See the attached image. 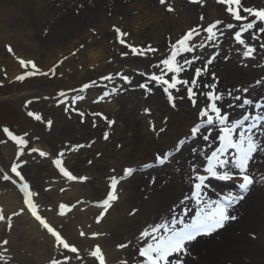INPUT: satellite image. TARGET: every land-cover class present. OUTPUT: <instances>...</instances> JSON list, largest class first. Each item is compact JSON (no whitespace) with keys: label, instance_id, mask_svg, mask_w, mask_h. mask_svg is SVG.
<instances>
[{"label":"rangeland","instance_id":"1","mask_svg":"<svg viewBox=\"0 0 264 264\" xmlns=\"http://www.w3.org/2000/svg\"><path fill=\"white\" fill-rule=\"evenodd\" d=\"M242 4L264 9V0H242ZM0 8H6V12L0 14V209L5 217L0 220L2 264H50L52 259L64 261L65 256L68 259L64 264H99V259L91 255L97 244H90L99 240L108 250L120 254L114 264H143L144 258L138 255L139 248L146 243L141 240L142 231L179 214L185 197L179 194L172 201L167 200L162 213L139 217L136 211L130 214L136 208L132 198V180L154 169L160 173L167 171L162 169L164 167L180 170L179 158L184 157L206 131L202 129L196 139L192 138L191 129L201 122L199 112L207 102L198 93L193 106L184 86H179V93L171 90L177 97L173 107L162 88L154 86V81L149 83L150 92L138 85L148 82L153 73L161 74L164 66L160 62L171 56V45L188 31L197 29L200 32L192 42L199 43L208 35L205 29L217 24L214 30H218V35L223 33L219 35L218 49L212 47L215 42H209L203 50L197 48L192 53H182L177 58L181 62L193 56L201 59L194 61L192 67L185 65V71L179 78H195L194 67L203 68L218 51L219 55L208 65V74L198 83H212L210 74L214 72L217 92L225 95L222 102H217L218 106L226 113L228 109L232 114L239 111L229 122L240 119L246 109L226 107L232 101L227 93L231 90L233 96L240 95L252 98L255 103H263L262 98L254 94L256 89L264 91V48L260 47L264 43V34L258 33V28L264 24L258 23L256 29L244 33L246 42L257 49L253 57L244 58L242 53L245 49L234 40V32L254 17L235 21L227 12L228 5L220 0H165L164 4L160 0H0ZM68 15L83 24L77 34L70 26L72 22ZM229 23L235 28L228 29L226 25ZM117 28L127 35L120 37ZM54 32H57L55 37ZM252 32H257L258 40L251 39ZM121 38L125 40L123 45L119 42ZM129 44L141 49L150 47L155 51L133 55L127 47ZM125 52L128 55H123ZM20 60L36 63L40 72L47 75L37 73L34 77H26V81L17 80L27 71ZM118 74L128 76L131 85L125 84ZM106 75H111L113 81H103L101 78ZM172 75L168 73L165 78ZM92 81L96 84L81 91L84 84ZM257 81L262 83L257 85ZM113 87L119 90L117 94H111ZM200 87L204 90L202 83ZM244 88L249 91H237ZM61 91L68 99L67 106L59 102L65 99L59 95ZM105 91L110 95L104 96ZM77 95L83 99L72 104L71 98ZM181 96L184 98L180 99ZM29 112L40 115L42 119L37 121L35 115H28ZM80 112L84 113L83 117ZM108 120L114 123L109 125ZM248 123L245 121V126ZM5 127L13 135L28 140L23 154L20 145L4 132ZM214 129L213 136H216L218 129ZM241 130H237V136ZM105 133L107 139L104 138ZM181 140L188 143L179 146ZM218 146L217 141L212 148ZM32 148L39 151L31 152ZM40 151L48 155L41 157ZM169 152L173 155L167 163L144 169L145 164H154L158 155L164 156ZM58 158L63 167L78 177L76 181H68L60 173L54 163ZM14 164L20 165L18 170L24 181L36 194L34 202L40 214L51 219L62 235L73 239L72 245L78 248V253L58 251L56 245L51 246L47 236L51 239L52 236L30 212L21 211L26 206L19 188L21 181L11 172ZM205 164L203 159L201 167ZM129 167L139 171L120 182L118 200L101 218L104 210L100 205L110 191L111 177H121ZM200 172L204 174L202 170ZM250 172L257 174L256 181L264 186L261 179L264 170L255 167ZM5 174L11 179L4 180ZM191 175L185 181L190 193L193 191ZM83 177L87 179H80ZM217 183L222 190L216 194L213 188ZM227 186L228 182L211 179L206 189L207 196L215 195L213 199H222L229 192L242 194L239 188ZM10 201L16 209L8 208ZM186 203L193 207L194 213V202ZM61 204L70 205V210L65 208L61 213ZM31 221L38 223L41 236L32 237L34 228ZM233 232H216L186 245L188 255L183 257V264H237L235 256L230 257L227 253L235 248L234 243L225 242V235ZM4 241L8 243L4 244ZM52 242L55 244L54 238ZM261 243L264 244V238ZM105 264L109 263L105 260Z\"/></svg>","mask_w":264,"mask_h":264},{"label":"snow or ice","instance_id":"2","mask_svg":"<svg viewBox=\"0 0 264 264\" xmlns=\"http://www.w3.org/2000/svg\"><path fill=\"white\" fill-rule=\"evenodd\" d=\"M195 2V0H193ZM222 4H227V12L231 14L235 21H246L248 17H254L251 22L242 23L239 30L234 32V40L241 46L244 47L242 55L244 58H251L256 53L257 49L254 45H250L243 38L244 33L251 32V30L257 28V24H264V9H257L252 6H244L242 0H220ZM161 4L165 3V0H160ZM171 11V8H169ZM246 15H242L241 13ZM219 23V22H217ZM228 29L235 28L234 24H227ZM217 24H212L208 26L205 31L207 32V37L199 43H192L196 36L200 35V32L197 29H192L187 32L182 38L178 39L174 44L171 45V56L167 59H163L160 63L164 66L161 70V74L157 75L153 73L148 77V82L141 83L138 87L145 89L146 91H152L149 88V83L154 81L155 87L162 88L163 92L167 94V98L172 102V106L175 107L176 96L173 95L171 90H175L177 93L181 91L179 86H184L187 92V97L192 101L193 106L196 105V97L199 93L200 97L206 98V106L202 108L199 112L201 122L198 123L195 127L191 129L192 138L196 139L197 135L201 133L202 129L207 130V134L202 135L203 141L208 142L206 148H212V145L217 141L219 146L210 152V154L204 156L206 161L205 166L202 171L204 174H201L200 171H197V166L193 165L191 172V179L193 181L192 187L193 191L190 196L184 198L181 201V204L184 205L179 214H174L170 219L164 220L161 223H157L154 226L147 228L141 233V240L146 241L144 246L139 248L138 255L143 257V264H183V257L188 255V248L186 245L191 244L192 242L197 241L199 237L202 236H211L219 230L225 228L226 224L229 221H234L237 219V216L234 214L235 206L244 198V194H247L251 186L254 183L253 175L249 170L250 163H254V155L261 150H264V141L260 140L259 136L255 134V130L264 125V111L260 114L253 116L251 113H246L242 118L236 119L233 122H229V114L223 112L221 106H218V101L222 102L225 98L224 93L217 92V83L215 73H211L212 83H205L200 80L201 77L208 74V65H211L219 55L217 51L211 58H209L204 67H194V77L191 80L189 79H180L179 76L182 72L185 71V65L192 67L194 61L200 60V56H193L191 59L184 58L183 62L177 58L181 56L182 53H192L197 48L203 50L208 46L209 42L212 43V47H219L220 39L219 35H223L222 32L218 35ZM116 32L120 37L127 35L126 33L121 32L119 28L116 29ZM258 33L264 34V27L258 28ZM252 40H258L257 32L251 33ZM120 44H125L124 39L119 40ZM131 49L133 55H147L149 51L154 52L155 49L147 48L141 49L133 47L132 45H127ZM261 48H264V43L260 44ZM11 51V48H9ZM123 55H128L127 52ZM20 64L24 66L27 71L23 75L17 77V80L23 81L26 77L35 76L37 73L41 75H47V73L40 72V69L37 67L36 63L32 61L20 60ZM30 65V68H29ZM153 67H158L154 65ZM54 72V69L52 70ZM168 73L173 75L169 78H165ZM121 75V74H118ZM103 81H113L111 75H106L101 78ZM121 79L125 84L131 85V79L126 75H121ZM201 83L203 84V89L201 90ZM261 81H257V85L261 84ZM93 84H96L95 81H92L90 84H84L81 88V91L88 89ZM99 86V85H98ZM106 87V85H105ZM194 88L196 91H194ZM119 90L116 87H113L111 94H117ZM238 92L242 91L247 93L248 88L237 89ZM61 97H65L63 91L59 94ZM110 93L105 91L104 96H109ZM229 99L233 103L227 105V107H239L245 108V106H253L261 108L264 110V103H255L252 98L244 97L240 95L233 96L232 91L229 90L227 93ZM183 99L184 97H179ZM72 104H75L76 101L82 100L83 96L77 95L71 98ZM240 104H235V101H241ZM68 105V99L65 97L64 100L59 101ZM30 103V102H29ZM67 110V107H66ZM75 110V109H73ZM146 111H148L146 109ZM81 117L84 116L83 112L79 113ZM29 116L35 115L32 112L28 113ZM206 118V119H204ZM35 119L40 121L42 118L40 115H35ZM107 119V118H105ZM245 121H249L247 126H245ZM114 121L108 120V124H113ZM49 126L51 121L48 122ZM218 129V135L213 136V129ZM239 131L237 136V130ZM5 133L13 141H16L20 145L21 154H23V149L28 145V140L23 136H16L8 129H3ZM163 130V129H161ZM264 135V133H261ZM105 139L108 138L107 133H105ZM188 143L187 140H181L179 146H183ZM231 150V151H230ZM39 151L37 148H32L31 152ZM193 154H195L196 149H192ZM39 155L44 157L48 155L46 152L40 151ZM63 156V153H60ZM173 153L169 152L164 156H157L156 162L154 164H145L143 167L145 170L164 165L168 162L169 158ZM57 168H59L60 173L67 178L68 181H76L77 176L73 175L67 168L62 166L61 159H55L54 161ZM20 165H13L11 167V172L15 174L16 177H19L21 181L19 188L24 196L25 209L35 218V220L49 233L53 238L55 245L57 246L58 251L67 250L69 253H78V248L70 244L57 230L56 227L52 226L46 218L40 214V209L36 202H34L35 193L30 191V185L24 181V177L21 174V171L18 170ZM139 171L137 168L129 167L124 170V173L121 177L117 178L116 176L111 177L110 191L107 193L106 198L103 200V203L100 207L104 210L101 213V218L104 214L107 213V210L112 206L114 201L118 200L117 189L120 182L128 177H131L134 173ZM4 180H9L11 177L7 174L3 176ZM86 180V177L80 178ZM211 179H215L221 182L234 181L238 179L242 182L238 184V188L242 194H233L229 192L228 195L224 196L222 199H211L207 196L206 189L209 187V182ZM264 180V177H261ZM150 183H155V178L153 177ZM187 201L194 202L195 211L193 213V207L190 206ZM69 208L70 205L61 204L60 209L63 213V209ZM135 209L130 214H135ZM233 212V214H230ZM190 213H192L190 215ZM16 215V213H14ZM3 210L0 209V220H4ZM99 222V218L97 220ZM81 235H84L81 233ZM95 235V234H94ZM7 244V241L3 242ZM125 247V245H121ZM93 257L99 259V264H105L104 256L101 252L100 246H96L95 250L91 252ZM171 258V259H170ZM68 257H64L66 261ZM64 261L61 259H52L50 264H64ZM3 262V255L0 254V264Z\"/></svg>","mask_w":264,"mask_h":264},{"label":"bare ground","instance_id":"3","mask_svg":"<svg viewBox=\"0 0 264 264\" xmlns=\"http://www.w3.org/2000/svg\"><path fill=\"white\" fill-rule=\"evenodd\" d=\"M5 9L6 8H0V14H4L6 12L4 11ZM68 20L72 22L70 26L73 27L75 34H77L83 28L81 26L83 24L80 23L76 17L68 15ZM56 34L57 32H54V37ZM254 96L262 98V102L264 103V91L256 89ZM232 102L233 101H231L229 104ZM236 103H242V100ZM226 107H224V110L227 109ZM244 109H246V111H242L243 113L241 114V117H243V115L246 113H251L253 116H255L256 114H260L262 111H264L262 109L255 110V108H252L251 106H245ZM228 111L230 112L228 113L230 115L232 112L230 109H228ZM238 112L231 114V116H234ZM213 131H215V129H213ZM261 133H264V125H261L255 130V134L259 136L260 140L264 141V135ZM203 134H207V130L200 135V138L196 144L192 148L188 149L189 151L186 153V155L179 158V171H174L173 169H170L171 167H164L162 169L167 170L164 173H160L154 169L151 173H148L143 177L136 178L134 181L132 180L131 191H133L132 198L133 203L135 202L134 204L136 206V215L138 214L139 217H142L149 213H162L165 210V206L168 204V202L172 201L173 197H176L179 194L184 195V197L191 195L185 186V181L188 179L190 173H192L191 169L193 165L197 166V171L202 170L203 168L201 167V161L203 160L204 156L206 154L208 155L209 151L211 152L215 149L206 148L208 142L203 141ZM193 148L196 149L195 154H193ZM207 150L208 152L205 153ZM255 167L260 171L264 170V150L258 151L254 155V163H250L249 170H252V168L254 170ZM151 175L155 177L154 184L150 183L151 179L153 178ZM252 175H254L256 180L257 174H253L252 172ZM148 176L150 177L148 178ZM147 180H149V183ZM240 182L242 181L238 179L229 181L227 187L232 189H235L234 187L238 188V184ZM218 184L219 183H217V186L213 188L216 194L222 190L220 188L221 185L219 184L218 186ZM261 189L264 190V186L255 181L249 193L246 194L244 199L241 200L233 210L234 214L237 216V219L234 221H229L225 228L218 231H223L225 233L227 230H234L233 233H228L225 235V242L227 243L232 241L234 243L235 248H233L231 251H228L227 253L230 257L235 256L237 264H264V244L261 243L263 242L264 238V191ZM208 197L213 199L216 196L211 195ZM7 204L9 209H16V206L12 201L8 202ZM230 214H233V212H230ZM47 221L52 226H55L51 219L47 218ZM31 223L32 227L34 228L32 237L35 238L41 236L42 233L38 229V223L36 221H31ZM234 234H239L240 237H237ZM63 237L70 244H72L73 239L71 237L68 235H63ZM47 238L50 240L49 242L51 243V246L53 245L55 247V244L52 242L53 237L51 239L47 236ZM90 244H97L100 246L101 252L107 263L114 264V262L118 260V256L120 254L118 255L116 252L108 250L103 241L99 240Z\"/></svg>","mask_w":264,"mask_h":264}]
</instances>
